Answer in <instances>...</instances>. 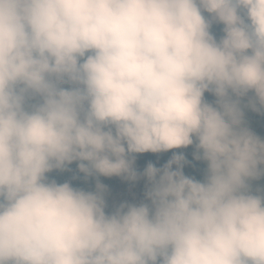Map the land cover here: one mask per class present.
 I'll return each instance as SVG.
<instances>
[{
    "label": "clouds",
    "instance_id": "clouds-1",
    "mask_svg": "<svg viewBox=\"0 0 264 264\" xmlns=\"http://www.w3.org/2000/svg\"><path fill=\"white\" fill-rule=\"evenodd\" d=\"M250 91L264 107V0H0V264H264ZM193 136L206 181L183 174L182 154L150 163L151 208L109 215L99 182L46 180L81 161L86 175L134 181L131 154Z\"/></svg>",
    "mask_w": 264,
    "mask_h": 264
},
{
    "label": "trees",
    "instance_id": "trees-1",
    "mask_svg": "<svg viewBox=\"0 0 264 264\" xmlns=\"http://www.w3.org/2000/svg\"><path fill=\"white\" fill-rule=\"evenodd\" d=\"M202 14L207 19H210V14L206 12ZM223 27L224 25L218 22L212 24L210 31L217 41H219L224 35ZM63 87L68 88L70 85L65 84ZM204 99L214 107L217 106V97L212 93L205 92ZM233 99H235V96H233ZM249 100H255V93L253 91H250L245 97L240 99V106L243 111L242 126L249 129L261 140H264V107H261L258 101H256L257 110H253V108L249 106ZM39 102L40 98L34 97L28 101V104L32 105ZM197 144L198 140L193 136V144L186 148H175L171 150V152H169L170 150L158 153L149 152L147 156L148 159L144 161L140 158H136L137 160L134 161L132 167L136 171L138 178L134 181L126 179L123 176L122 178H120L121 176L106 177L98 173L86 175L79 170L78 165L81 161H73L71 164H67L63 170L54 169L53 171L46 173V180L49 183L55 182L58 185L68 183L74 189L83 190L85 192H96L97 183L99 182L106 187V191L104 192L106 204L105 213L109 215L119 209L121 204L137 206L140 204H148L151 208V201L147 198L146 193L152 185L147 177L143 175L150 163L158 169H163L164 166L172 160L174 154H182L184 160L180 162V166H182L181 170L183 174L195 181H206L208 175V162L202 159L203 150L197 149ZM165 152H169L168 154L171 155H168ZM140 154L141 153H139V155ZM83 163L87 164L88 162L83 161ZM178 167L179 166L176 163H173L171 170L176 171ZM260 167L264 168V165H260ZM248 183L251 194L264 196V175L260 176L258 179L250 180ZM113 186L116 188H113ZM114 189H118L114 193V196L111 197L106 195Z\"/></svg>",
    "mask_w": 264,
    "mask_h": 264
},
{
    "label": "rangeland",
    "instance_id": "rangeland-1",
    "mask_svg": "<svg viewBox=\"0 0 264 264\" xmlns=\"http://www.w3.org/2000/svg\"><path fill=\"white\" fill-rule=\"evenodd\" d=\"M174 149H175V148H174ZM171 150H173V149H170L169 152H171ZM169 152H168V153H169ZM148 153H149V152H145V153H141L140 155H139V153H134V154H131V156L129 157V159H131L132 157H134V158H135L134 161L137 160L136 158H140V159H142V160L144 161V160L148 159V157H147V156H148ZM165 153H167V152H165ZM168 153H167V154H168ZM168 155H171V154H168ZM166 162H167V161H166ZM142 163H143V162H142ZM142 163H141V164H142ZM162 164H164V163H162ZM120 178H122V176H121ZM116 183H117V182H116ZM113 188H116V187L113 186ZM117 190H118V189H114V190H112L109 194H106V195L112 197V196L115 195L114 193H115ZM119 190H120V189H119Z\"/></svg>",
    "mask_w": 264,
    "mask_h": 264
}]
</instances>
